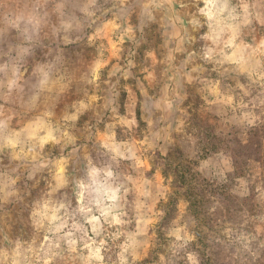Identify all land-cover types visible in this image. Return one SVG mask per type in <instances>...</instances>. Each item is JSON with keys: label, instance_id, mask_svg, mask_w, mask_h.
Instances as JSON below:
<instances>
[{"label": "clouds", "instance_id": "9594fccd", "mask_svg": "<svg viewBox=\"0 0 264 264\" xmlns=\"http://www.w3.org/2000/svg\"><path fill=\"white\" fill-rule=\"evenodd\" d=\"M0 264H264V0H0Z\"/></svg>", "mask_w": 264, "mask_h": 264}]
</instances>
